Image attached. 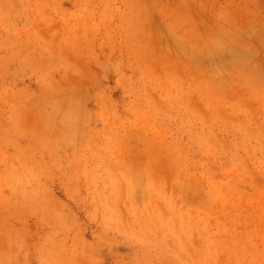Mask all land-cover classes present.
<instances>
[{"label": "rangeland", "instance_id": "rangeland-1", "mask_svg": "<svg viewBox=\"0 0 264 264\" xmlns=\"http://www.w3.org/2000/svg\"><path fill=\"white\" fill-rule=\"evenodd\" d=\"M0 264H264V0H0Z\"/></svg>", "mask_w": 264, "mask_h": 264}]
</instances>
